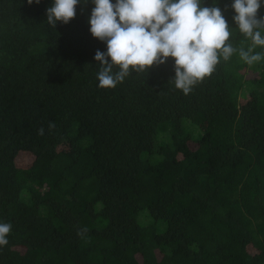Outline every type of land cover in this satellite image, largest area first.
I'll list each match as a JSON object with an SVG mask.
<instances>
[{"label": "trees", "instance_id": "16d2710c", "mask_svg": "<svg viewBox=\"0 0 264 264\" xmlns=\"http://www.w3.org/2000/svg\"><path fill=\"white\" fill-rule=\"evenodd\" d=\"M52 2L0 0V264H264V59L187 95L173 57L100 88L95 5L54 28ZM202 3L250 46L232 0Z\"/></svg>", "mask_w": 264, "mask_h": 264}, {"label": "clouds", "instance_id": "9594fccd", "mask_svg": "<svg viewBox=\"0 0 264 264\" xmlns=\"http://www.w3.org/2000/svg\"><path fill=\"white\" fill-rule=\"evenodd\" d=\"M88 0H53L46 9L47 22L56 28L76 16V6ZM88 23L92 36L106 42L107 51L97 50L98 87L115 88L132 72H148L154 65L174 58L175 75L169 79L187 95L206 76L219 58L228 60L238 52L251 65L264 59V16L261 0H232L233 20L250 46L236 48L229 41L230 26L218 6H203L202 0H91ZM31 5L33 0H27ZM39 4L40 0H35ZM228 5L225 6L227 8ZM114 68H118L114 71ZM49 131L55 128L49 122ZM44 128L38 129V135ZM10 222H0V247L8 244Z\"/></svg>", "mask_w": 264, "mask_h": 264}, {"label": "rangeland", "instance_id": "374dc122", "mask_svg": "<svg viewBox=\"0 0 264 264\" xmlns=\"http://www.w3.org/2000/svg\"><path fill=\"white\" fill-rule=\"evenodd\" d=\"M22 152H24V151H20V155L18 156V160H17V162H18V164H21V165H23V163L24 162H26V163H28L30 160V153L28 152V151H26V152H28L29 154H21Z\"/></svg>", "mask_w": 264, "mask_h": 264}]
</instances>
